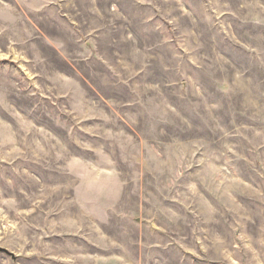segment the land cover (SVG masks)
Returning a JSON list of instances; mask_svg holds the SVG:
<instances>
[{
	"label": "rangeland",
	"instance_id": "374dc122",
	"mask_svg": "<svg viewBox=\"0 0 264 264\" xmlns=\"http://www.w3.org/2000/svg\"><path fill=\"white\" fill-rule=\"evenodd\" d=\"M0 264H264V0H0Z\"/></svg>",
	"mask_w": 264,
	"mask_h": 264
},
{
	"label": "water",
	"instance_id": "95a60500",
	"mask_svg": "<svg viewBox=\"0 0 264 264\" xmlns=\"http://www.w3.org/2000/svg\"><path fill=\"white\" fill-rule=\"evenodd\" d=\"M0 252L9 253L7 249L0 247Z\"/></svg>",
	"mask_w": 264,
	"mask_h": 264
}]
</instances>
